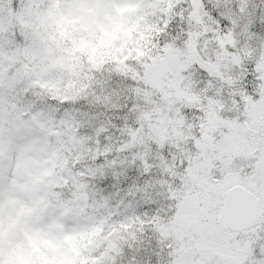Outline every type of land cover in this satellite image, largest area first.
Here are the masks:
<instances>
[{
	"label": "snow or ice",
	"instance_id": "obj_1",
	"mask_svg": "<svg viewBox=\"0 0 264 264\" xmlns=\"http://www.w3.org/2000/svg\"><path fill=\"white\" fill-rule=\"evenodd\" d=\"M39 3L16 0L13 11ZM137 3L156 15L145 21L151 31L142 48L84 69L69 95L45 91L38 73L25 79L27 58L9 66L17 49L39 50L8 27V47L0 46V208L20 157L53 133L70 131L64 150L78 162L61 174L66 183L54 189L59 197L48 218L91 216L104 238L94 264H121L125 246L135 248L146 230L156 239L153 254L147 261L133 255L129 264H264V6L258 27L248 0L238 12L215 15L204 0H191L187 18L183 0ZM177 17L202 31L172 37ZM197 36L214 51L198 52ZM180 86L182 98H173ZM121 97L123 103L114 102ZM96 106L123 112L116 117L123 123L93 111ZM113 128L125 139L105 143ZM8 223L0 220V234ZM0 264L7 256L0 254Z\"/></svg>",
	"mask_w": 264,
	"mask_h": 264
},
{
	"label": "rangeland",
	"instance_id": "obj_2",
	"mask_svg": "<svg viewBox=\"0 0 264 264\" xmlns=\"http://www.w3.org/2000/svg\"><path fill=\"white\" fill-rule=\"evenodd\" d=\"M204 1L213 12H238L241 4V0H219L217 9L218 0ZM45 2L40 0L26 10L13 11L16 0L12 3L6 0L3 12L7 15L0 21V46L8 47L5 33L9 26L25 33L39 51L19 48L9 56V66L15 67L23 59H29L31 63L24 78L38 73L41 87L53 95L74 93L84 69L89 66L131 58L133 51L142 48L144 37L151 31V25L145 21L149 16L156 19L155 13L143 8L137 0H119L118 3L113 0H56L51 8L45 7ZM182 6L187 18L192 11L191 0H183ZM248 6L251 14L257 17L259 27L260 7L264 5L261 0H248ZM174 21L179 30L169 32L172 37L182 36L184 30L202 31L195 21L191 27L187 19L182 21L177 17ZM195 47L205 55L214 51L211 43L202 42L200 36L196 37ZM37 58L39 64L35 62ZM183 91L182 86L172 89L173 98H182ZM114 102L123 103V98L118 101L114 98ZM96 107L99 108L92 109L95 112L110 111L103 106ZM111 111L115 113H107L108 116L121 125L123 121L116 117L124 113L117 109ZM111 131L113 138L105 143L117 144L125 139L118 129ZM161 132L167 133L168 128L162 127ZM52 137L43 144L32 145L13 165V180L0 208V220L10 221L0 234V254L7 256V264H94V256L104 244L102 232L90 223L91 216L65 213L64 219L69 222L48 218V209L59 197L54 189L66 183L61 174L68 170L70 163L78 162L72 160L70 151L64 150L72 142L70 131L53 133ZM4 155L0 150V159ZM120 211H123L122 206ZM138 235L141 239L135 248L125 246L121 264H129L133 255L144 261L152 256L155 236L147 230Z\"/></svg>",
	"mask_w": 264,
	"mask_h": 264
},
{
	"label": "trees",
	"instance_id": "obj_3",
	"mask_svg": "<svg viewBox=\"0 0 264 264\" xmlns=\"http://www.w3.org/2000/svg\"><path fill=\"white\" fill-rule=\"evenodd\" d=\"M204 2H205V1H204ZM206 3H207V2H206ZM206 8L209 9V10H212L211 7H210L208 4H206ZM212 15H215V12L212 11ZM178 30H179V28L177 27V24L175 23V21H173L171 27L169 28V32L173 31V33H175V32L178 31ZM124 67H127V65L124 64ZM113 85L117 86L115 80L113 81ZM53 102H54V101H53ZM94 108H99V107H94ZM106 112H107V111H106ZM107 113H109V114H111V113L114 114L115 111H111V110H110V111H108Z\"/></svg>",
	"mask_w": 264,
	"mask_h": 264
}]
</instances>
